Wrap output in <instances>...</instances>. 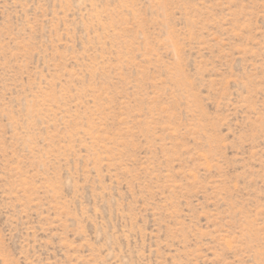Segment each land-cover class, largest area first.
<instances>
[{"label":"rangeland","instance_id":"374dc122","mask_svg":"<svg viewBox=\"0 0 264 264\" xmlns=\"http://www.w3.org/2000/svg\"><path fill=\"white\" fill-rule=\"evenodd\" d=\"M0 264H264V0H0Z\"/></svg>","mask_w":264,"mask_h":264}]
</instances>
